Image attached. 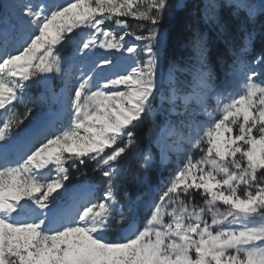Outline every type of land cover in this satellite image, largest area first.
I'll list each match as a JSON object with an SVG mask.
<instances>
[{"label":"snow or ice","instance_id":"obj_1","mask_svg":"<svg viewBox=\"0 0 264 264\" xmlns=\"http://www.w3.org/2000/svg\"><path fill=\"white\" fill-rule=\"evenodd\" d=\"M224 7L244 33L239 47ZM15 8L0 14V264H264V56L246 59L264 0H204L177 59L163 27L171 0H18ZM125 18L140 23L131 29ZM65 42H74L68 68ZM214 55L227 65L223 81ZM35 86L44 91L33 96ZM157 101L176 117L174 150L188 143L202 153L163 188L151 182L150 153L139 172L124 163ZM29 103L45 111L29 120ZM201 115L210 121L202 132ZM90 162L100 180L66 186L70 169Z\"/></svg>","mask_w":264,"mask_h":264},{"label":"rangeland","instance_id":"obj_2","mask_svg":"<svg viewBox=\"0 0 264 264\" xmlns=\"http://www.w3.org/2000/svg\"><path fill=\"white\" fill-rule=\"evenodd\" d=\"M187 1L192 0H171L172 5H175L176 8L180 9L183 7H180V5H185ZM18 2V0H0V14H3L5 10L10 12L13 16L18 14V9L15 8V4ZM218 3H224V0H217ZM211 14V13H209ZM204 15V12H202V16ZM243 15V13H241ZM128 20L129 26L131 29H135L136 25L140 22L134 21L131 18H125ZM75 35V33H73ZM127 40H129L130 43H137L140 42L132 40L130 37H126ZM59 50L62 54V56L66 57V63L65 68H68L72 60L74 59V42H65L63 46H58ZM102 51V50H101ZM252 53V52H251ZM250 53V54H251ZM249 54V55H250ZM246 59L251 63L255 59H250L249 56H246ZM231 64V63H229ZM255 68H259V65H252ZM227 70V66H224L221 68V74L218 75L219 79L221 81L224 80V73ZM57 87H59L60 81L57 80L56 82ZM33 89V88H32ZM32 91V90H31ZM233 94H238L240 91V82L234 81L229 89ZM179 103V102H178ZM18 113L22 114L24 111V105L19 104L16 106ZM29 107H33V117H30L29 120H32L34 117H36L38 114L45 111V109H42L38 106H35L31 103H29ZM157 111L153 113L150 117L154 121V125L150 131L149 135V147L146 151L140 152L138 147H135L133 149L132 154L129 155V157H134L136 159H139L140 163L142 161V157L144 153H150L156 161L155 166L152 170L158 172V179L157 182L153 184H160V187L163 188L164 184H166L175 171L177 170L178 166L182 165L186 158L191 155L194 159L199 157L202 153L195 149L192 144L185 143L184 145V151L177 153L175 149V140L176 137L172 135V126L176 123V117L171 114L170 108L171 105L168 103H164L162 106L159 101H157L155 105ZM212 107H215V104L213 102ZM216 119H219V116L217 115ZM197 120L200 122V127L198 131H203V126L206 123H210L208 121L207 117L205 116H199L197 117ZM67 122V121H66ZM29 121H25V125H27ZM24 126H21V130ZM183 131L187 132L188 129H184ZM195 133H193V136L195 137ZM155 153H157L158 159L155 157ZM162 157H167V159L162 163ZM81 166V165H80ZM83 170L85 175H80L79 171ZM71 173V179L66 183V186L71 187L74 185H80L84 184L85 182H92L90 180V176L87 174L85 168H81L78 166V168L70 169ZM163 182V183H161ZM243 187V186H242ZM101 191H103V188L101 187ZM140 192H144V189H139ZM59 193H57L58 195ZM122 198V197H121ZM148 197L145 196V200H147ZM197 202H200L199 194L197 195ZM142 222L143 220L147 219L146 212L142 214ZM110 238H115V236H111Z\"/></svg>","mask_w":264,"mask_h":264},{"label":"trees","instance_id":"obj_3","mask_svg":"<svg viewBox=\"0 0 264 264\" xmlns=\"http://www.w3.org/2000/svg\"><path fill=\"white\" fill-rule=\"evenodd\" d=\"M196 4H199L200 7L196 8L195 7ZM185 5L186 7L180 9L176 8V6L173 5L172 13L169 16V18L166 20L165 24L163 25L164 30L166 31L168 36L169 59H177L183 54L181 51V44L187 38L188 35L185 29V25L191 19L190 14L195 12L202 17L204 0L187 1ZM220 11L223 17L225 18V20L229 22V33L230 36L233 38L234 46L239 47L244 35V33L238 31L239 21H237L231 16V9L224 7L220 9ZM252 27H253L252 25L249 26V31H251ZM254 27L257 33L259 34L256 36L252 53L250 55L249 54L247 55L249 56L250 59H255L258 56H264V18L258 19ZM209 36L216 42V49H214V52L218 50L219 54L223 57V60L227 61L228 64L231 63L232 56L229 54L228 49L225 47V45L220 41L216 40L215 31L209 30ZM214 63H215L217 75H220L221 68L227 65L223 63H217L215 59V55H214ZM39 93H41L39 86L33 87L31 94L35 96L38 95ZM153 125H154V121L151 117H149L148 119H145L143 123H140L139 127L135 128V132L137 134V147L139 148L140 152L146 151L150 146L149 135ZM155 157L156 159H158L157 153H155ZM124 163L125 166L131 170V172L135 173L140 171L139 159H136L134 157H128V159ZM78 166L81 168H85L87 174L90 176L91 181L100 180L99 173H94L92 171L94 167L93 163L90 162ZM157 174H158L157 171L154 170L151 171L150 177L152 183L157 182L158 179ZM127 183L129 187L132 186L133 182L130 177Z\"/></svg>","mask_w":264,"mask_h":264},{"label":"water","instance_id":"obj_4","mask_svg":"<svg viewBox=\"0 0 264 264\" xmlns=\"http://www.w3.org/2000/svg\"><path fill=\"white\" fill-rule=\"evenodd\" d=\"M40 89H41V91H44V87L43 86H40Z\"/></svg>","mask_w":264,"mask_h":264}]
</instances>
